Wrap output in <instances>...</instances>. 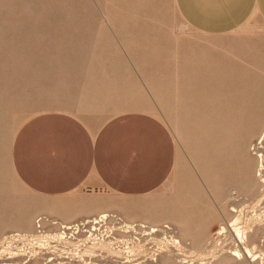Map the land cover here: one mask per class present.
Segmentation results:
<instances>
[{"label": "rangeland", "instance_id": "374dc122", "mask_svg": "<svg viewBox=\"0 0 264 264\" xmlns=\"http://www.w3.org/2000/svg\"><path fill=\"white\" fill-rule=\"evenodd\" d=\"M114 35L133 42L136 59L148 60L153 91L149 88L152 96L144 110L162 120L174 137L173 172L144 196L112 193L96 178L61 196L29 190L11 162L17 130L35 113L52 107L44 87L49 88L47 83L68 51L81 45L115 46ZM122 48L131 58L132 50ZM263 138L262 18L250 19L227 34L209 35L184 20L175 0H0V234L18 229V217H31L32 230L54 232L58 228L52 223L64 220L66 213L81 211L71 220L75 225L108 212L113 218L96 232L117 241L120 249L118 255L97 249L81 257L55 240L50 248L34 241H11L0 243V264H32L34 259L45 264L47 258L55 264H201L194 252L213 249L222 257L236 248L243 250L245 244L235 234L220 237L219 243L213 240L219 227L238 214L243 224L248 223L242 226L250 224L249 229L259 234L246 242H256L258 257L247 258L264 264V186L258 183L253 193L249 173L251 150L256 146L264 156ZM254 162L257 165V158ZM231 179L237 186L229 193L226 185ZM258 195L260 203L255 200ZM92 210L97 212L89 213ZM165 224H171L170 229H163ZM127 225L136 230L125 231ZM151 226L162 230L145 234ZM174 238L184 241L183 251ZM133 244L144 245L143 250L129 257L125 246ZM32 252L38 254L33 260ZM161 252L171 258L164 259ZM207 256V261L213 259Z\"/></svg>", "mask_w": 264, "mask_h": 264}, {"label": "crops", "instance_id": "0c3cea01", "mask_svg": "<svg viewBox=\"0 0 264 264\" xmlns=\"http://www.w3.org/2000/svg\"><path fill=\"white\" fill-rule=\"evenodd\" d=\"M175 4L192 28L209 35L230 33L255 17L264 20V0ZM114 36L115 46L81 45L68 51L49 88L44 87L52 107L35 113L17 130L11 162L29 190L61 196L96 178L112 193L144 196L173 172L174 137L162 120L144 110L152 96L149 88L153 91L148 60L136 59L133 42ZM122 45L132 50L131 58Z\"/></svg>", "mask_w": 264, "mask_h": 264}, {"label": "bare ground", "instance_id": "6f19581e", "mask_svg": "<svg viewBox=\"0 0 264 264\" xmlns=\"http://www.w3.org/2000/svg\"><path fill=\"white\" fill-rule=\"evenodd\" d=\"M252 151H253V153H252ZM228 152H230V151H228ZM258 153H259V151L256 150V146H255L254 149L251 150V154L249 155V159L251 160V164H249V173H250V182H251L250 185H251V189H252L253 193L256 192L255 191V189H256L255 187H257L258 183H259L260 187H261V185L264 186V156L263 155H259ZM255 158H257V165L254 162ZM234 177H235V181H236L237 180L236 176L234 175ZM216 180L215 181L213 180V185L216 182ZM235 181L232 180V181H230L231 183H229V182L227 183L226 188H227L229 193L235 191L234 187L237 186ZM261 182H263V184H261ZM261 189H262V187H261ZM212 193H213V191H212ZM261 193H260V195H261ZM230 196H231L230 198H233L232 194ZM255 200H256V203H258V202L260 203L261 196L258 195L257 199H255ZM217 208L220 209L219 206ZM79 212H81V211L75 210L74 212L66 213L67 215L63 216L64 220H61V222H58V223L57 222H54V223L51 222L52 223L51 227H54L56 229L58 228L57 230L54 229V232L53 231H50V232L49 231H44V230H41V229L32 230L31 227H32L33 224H32L31 217L29 219H27L26 216L18 217V219H16V220H18V221H16V223L18 224L19 228L15 229L14 231H12L11 233H9L7 235L0 234V243L2 245V243H4V242L10 244L9 242H11V241L12 242L13 241H24V242L34 241L35 243H38L39 245H46L47 248H50V246H52L50 244V241L51 240H55L57 243L60 242L61 246H63L62 249H64V247L65 248H69V249H73V250L76 251L75 254L77 255V253H78L80 256L83 255V254H87V255L90 254L91 255L92 253H95L97 251V249L98 250L100 249L102 251L105 250L107 252L110 251V252H113V253L115 252L116 254L118 252H120V249L119 248L117 249V246L115 247L117 241L111 240V239H109V237H105V235H99L98 232H96L99 229L98 227L102 226L104 223H107L108 220L113 218V216L111 214H109L108 212H99L98 213L99 215H97L95 217H86L85 219H83L81 221L80 224L73 225L74 223H71V220L76 218V217H78L79 216L78 214H81ZM90 212H97V211L92 210V211H89V213ZM241 213H243V212H241ZM243 222H245V221L243 220ZM241 223H242L241 222V216L238 214L237 216H235L234 218L229 220L227 222V225H221L219 227V229L216 232V238H214L213 240H216L219 243L220 237L228 236L230 233H232L233 235L235 234L239 238V240H241V242H243L245 244V245H243L244 246L243 250H241L239 248H236L231 253L222 254L223 255L222 257L221 256L220 257L216 256L213 249L209 250V251H208V249L207 250L205 249L204 251L194 252V255L197 253V256L202 259L201 264H207V263L208 264H221V262H223V261L224 262L225 261H237L238 263L243 262L244 264H253L250 261H251V259L255 260L258 257V256H256V249H257L258 245L256 244V242H253L250 245L248 243H246V242H247V238L249 236H251L252 238H255L256 236H259V234L257 233V231L255 232V230L249 229V228H251L250 224L248 226L244 227V226H242L243 223L242 224ZM245 223L243 225H245ZM252 223H253V221H252ZM5 224H7V223H5ZM246 224H248V223H246ZM170 225H166L165 224V227H163V229L164 228L165 229H167V228L170 229ZM88 226H89L90 230L84 231V228L85 227L88 228ZM36 227H40V221L39 220L36 221ZM141 227L146 228L147 226L146 227L145 226H141ZM159 227L158 226H151L149 228V231L145 232V234L151 235L153 233L159 232L160 230H162ZM3 228H5V227H3ZM135 228H136L135 226L127 225L125 231H130L131 229L136 230ZM0 231H2V230H0ZM172 241H174V243H176L180 247V251L184 250L183 247H182L184 241H182L181 239H176V238L172 239ZM28 244H30V243H28ZM130 244H131V242H130ZM127 245L129 246V244H127ZM143 246H140V245L136 246L135 244H133L132 247L125 246V250H127V254L129 255V257H130V255L132 257H136L143 250ZM119 247H120V245H119ZM113 253H110V254H113ZM161 253L162 254H160V255L163 256L164 259H170L171 258L169 253H165V252H161ZM36 255H38V254L35 253V252H32V254L29 256V259L33 260L36 257ZM157 255H159V253L155 254L156 258H157ZM207 255H210V256L212 255L213 259L212 260L208 259L209 261H207L206 260L207 257H208ZM246 255L251 257V259L250 258L248 259ZM93 256H94V254H93ZM156 258H154V259H156ZM69 259H70V257H69ZM50 260H51L50 258H47L46 261L44 260L45 264H55L53 262L50 263L49 262ZM55 262H57V260ZM261 262H263V260ZM32 264H41V263H39L37 261V259H34ZM58 264H60V263H58Z\"/></svg>", "mask_w": 264, "mask_h": 264}]
</instances>
